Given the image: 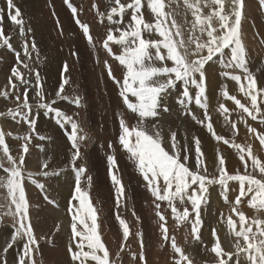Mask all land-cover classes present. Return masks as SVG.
<instances>
[{"label":"rangeland","instance_id":"rangeland-1","mask_svg":"<svg viewBox=\"0 0 264 264\" xmlns=\"http://www.w3.org/2000/svg\"><path fill=\"white\" fill-rule=\"evenodd\" d=\"M144 1L145 2L142 0L143 6L147 4V0ZM227 1L228 0H226L225 3L226 11L229 9V3ZM14 2L16 6L20 8L22 18L25 21L23 34L20 32L19 26L17 27L16 25H13L8 19L9 10L7 8L6 0H0V4H2L0 7L4 11V19H7V22L5 23L8 26L7 33L9 34H5L4 32V36L10 37L9 43L14 50L10 51L7 46L0 48V63L2 62L0 64V74L7 78L6 80H3V86L2 89L0 87V92L7 90L11 93L9 98L0 96V130H3L6 134V141L10 148V155L16 159L17 162H19L21 156L24 158V165L22 166V172L24 175L23 186L25 188L26 199L29 203V221L33 227L36 238L39 240V250L34 253L36 264H74L69 253V246L75 244L71 235V213L69 212V205L71 203H76L73 201V197L75 195L74 185L77 176L76 169L79 168L86 169L85 173L81 177V187L82 189L88 191L90 202L93 204L97 213L98 233L101 236L102 242L109 251L110 264H177V261H180V264H189V261L191 264H219V258L214 256L210 246L212 244V247L215 245L217 237L224 252H227L223 246L224 243H222L225 241L224 239L234 246V250L231 252V260H229L226 256L224 257L227 264H236L237 259H239V264H248L246 254L243 251L238 252L236 248L237 238L234 232L229 230L227 218L232 216V219L237 225V229H239V216L236 213H233V207H237L240 212L245 214V225L250 224L256 218L253 217L255 216V212L259 214L262 212L263 217L260 216V218L264 220V209L258 210V208H254L250 205L249 201L251 200V194L244 197L240 205H235V199L239 194V183L235 181H230L226 189L222 188L218 184L209 186L207 203L201 205L202 223L199 227V240L195 238V234L192 231L195 213L192 211L189 201L185 200L183 204L189 209L190 216L188 220L178 223L173 218L171 209L168 207L167 202H159L161 204L160 212L166 217V227L168 228V240L164 239L160 227L162 222L156 215L157 210L155 208V204L157 201H155V198L152 196L147 182L143 180L134 158H131V155L119 144V136L122 134L120 120L123 119L129 128H135L140 118L138 114L133 113L123 103V99L119 94V85L116 84L108 74L107 66H111L110 62L115 64V72L118 70L116 72L117 74H113V71L111 70L112 76L118 80H122L123 76L126 74L124 67L120 65L119 61L114 59V57L110 55L103 46L107 38L109 28L113 27L114 29L117 27V25L109 22L107 17L111 10H103V5L111 4L112 2L115 3V0H68V2H70L77 9L75 17L73 16L70 8L67 6L66 0H14ZM85 2L86 4L90 3L91 7L92 5L93 7H84L85 9L83 8V11L79 10V7L84 6ZM122 2L127 4L133 2V0H121V3ZM164 3L165 5L171 4V11L168 12L165 10L166 13L170 14L167 17V26L171 27L172 21L175 20L176 24L180 26L184 39L187 40L189 37L186 34L187 27H190L192 25L191 23L194 21L193 15L188 17L187 12L189 11V8L185 6L183 0H164ZM244 3L245 5L249 4V9L253 11L252 13H254L253 16H256L254 31H264V6L260 4V0H244ZM99 4H101V6H98ZM97 7H99V9ZM244 7L243 17L249 19V16H245L244 14ZM141 12L142 18L146 22V14L143 7ZM101 14L103 15L101 16ZM203 14H208L206 12V7L203 8ZM65 16L67 17L65 18ZM76 19H79L82 23L88 25L92 43L94 42V39L92 37V30L90 29H92L94 23L96 26L98 25L101 27L102 36L100 35L98 36V39L96 38L98 40H96L97 51L100 47L99 51L102 52L103 50L102 53L105 54V56L103 55L101 67L96 63L98 62L97 60H95L96 65L91 66V62L89 60V57L92 59L91 53L84 45L83 48H85L87 54L84 52V49L77 45L78 40H84L86 43H89V40L88 36H86L83 30L77 25ZM114 19H116V17H114ZM214 20L216 19L214 18L213 21ZM258 23L261 26H258ZM126 24L127 23L125 22V24L119 26L125 27ZM213 24L215 25L214 22ZM145 31L142 33L145 39H156L155 30L151 31L153 35L151 32L147 30ZM189 31H192V29H189ZM146 33H150V37L149 34L146 35ZM118 35L119 34L117 33V36ZM157 39H160V37L158 36ZM202 39L206 40L207 37L204 36ZM25 41H27L29 52L33 57V69L40 73V67L36 66L39 65V62L44 60V63H47L45 66H52L54 72L57 74V81L48 80V87L45 86V79L42 80L45 102L49 103L52 100H56V103L52 105V107L62 110L64 114L72 117L79 125L78 136L80 137L79 145L81 156L75 161V166H73L71 162L73 148L69 138L71 130L70 124L66 123L64 127H61L59 126L57 120L62 118H57L54 113H49L45 109L36 107L35 88H30L28 92L29 103L33 105L32 117L35 121V131H30L26 122L20 120L19 117H13L11 115V111L18 109L23 101V86H19L18 90H13L9 84V77L11 76L13 67L17 65L14 53L19 52L21 55L24 53L23 49ZM17 42L18 44H16ZM33 42H35L36 48L39 52L38 59L36 50L32 48ZM0 44H2V40H0ZM109 46L115 55L122 54V49H120L121 47L119 45H114V43L109 42ZM39 47L41 48L39 49ZM43 52H45L44 59L42 58L44 54ZM97 53L96 55H98ZM11 58L14 60L13 64L6 67V61ZM95 58L97 59V56ZM105 61H107V65L105 64ZM71 62L73 63L71 64ZM65 64L68 66L67 72L63 71ZM65 77L68 78L69 82L65 84L62 95L66 96L68 99H59L56 96V92L59 90V87ZM32 79L33 83H35L34 75ZM13 82L17 84L19 83L15 80ZM247 83L248 82L246 80L243 85L244 88H247ZM178 85L180 84L178 83ZM179 87L181 89V85ZM189 91L192 98L199 95L198 89L190 87ZM225 91L229 92L228 90H224L221 93V97L226 100L227 97L223 94ZM195 92L198 93H196L193 97L192 94ZM17 94L21 96V101L19 102L15 100V96ZM228 94L230 95L232 93L229 92ZM239 94L241 95H235V97L238 96L239 98L250 99V97L246 96L241 90ZM76 98H79L80 100L79 106H75L73 102ZM130 99L134 100V98L131 97ZM61 103H64L66 106H63ZM215 103L216 102L214 101H208L207 108L211 107L212 109L213 106H215ZM221 105H224V103H218V105H216L211 112L215 113L220 111L222 113L221 116H228V121H231V118L233 117L229 114L230 112L225 113L221 108ZM72 107L74 110L70 111ZM189 108L191 110V107ZM261 108L263 109L264 105ZM42 115H45L50 124V133L58 131L63 137H65V146L60 150L58 148L56 149L55 143L53 141L51 142V139L47 137L43 130L41 131L43 126L41 121V118H43ZM258 118H260L259 115ZM210 119H212V117H210ZM248 119L252 121L251 118L248 117ZM191 120V116L185 117L181 113L179 116V113L171 112L169 110L167 112H161L160 117H157L154 120L149 118L150 123L146 119L144 121V127L152 132L157 130L153 128V125H157L158 130L161 132L162 142L164 141L163 145L168 146L170 144L169 147L166 148L171 147V141L169 143L168 139L171 136V133L175 132L176 140L179 142V148H181H178L177 151L180 152L181 157L185 154V145L187 146L189 167H194L195 164V140L198 138L200 141L202 159L209 177L219 176L218 160L221 156L225 159V167L229 174H236L237 172L245 174L244 161L240 160V156L244 154L248 163L247 173L255 176L257 179L264 180V175L259 174V172L253 173V171L257 172L258 170H254L253 167H251V159L247 156V149L250 148L252 155L257 157L261 162H264V146L262 147L261 144L259 146L257 145L259 139L256 138L254 134L248 133V136L247 134H236L233 136L230 133L231 129H221L223 137L236 145H240L245 150L244 153H242L239 149L232 147L231 144H225L222 140L218 142L214 137L208 140L207 133H209V131L206 130L205 126L197 128L190 126L188 132L189 134L191 133V139L184 141V139L179 138V132H177V130L181 122L189 121L191 124ZM207 122L208 121H206V123ZM211 123L213 124L214 132L218 135V120H212ZM14 127H16V129ZM160 127H162L164 133H166L165 137ZM29 135L31 136L30 141H27L29 151L25 154L22 152L23 145L26 143L23 137ZM41 137H43V139ZM251 138H253V140ZM132 141L134 142V137L132 138ZM84 143H87L86 146ZM109 156L115 158L117 169H110L108 163ZM121 162H124L123 166ZM0 163H2L4 167L11 166L8 163L7 157L3 153L2 148H0ZM45 163L47 164V168L43 169L42 165ZM29 165H31V167ZM126 165L129 167H126ZM45 171L47 172V176L44 175ZM111 173L116 174L124 186V193L121 197V206L119 208L116 203L115 188L111 182ZM89 178L91 179L90 185L88 184ZM6 179V174L3 171H0V251H2L3 246H5L8 242L6 241V237H4V232L5 235L8 230L13 232V224L15 221L13 216L15 206L11 204L10 195L7 192ZM33 181L36 183H33ZM65 181L67 182L66 184ZM37 183L45 186L43 191L36 186ZM29 186H32L38 193V196H35V199L32 198L31 200L32 195L29 194ZM55 186L62 187L63 189L65 187L67 188L66 191H56L53 188ZM45 194L48 197L47 200L45 199ZM58 203H60L61 211L64 214L62 218L65 224L69 225L70 229V232L64 234L66 237L61 235L64 232L61 229L60 221L58 222L56 216L59 213L57 211V205H59ZM31 205L33 206L31 207ZM249 205L250 207L246 208ZM137 206L140 207L139 210H136ZM176 207L181 212L185 208L181 206ZM251 211L254 212V215L252 213L253 216H250ZM133 212L135 215H133ZM141 212L142 214L144 213L149 215L148 217L150 220L148 228L147 226L145 228L139 226L142 216ZM117 214L124 218L129 225L130 235L127 241H124L123 239L122 229L116 219ZM137 217L139 219H137ZM254 228L255 226H253V230ZM148 229L149 231L147 232ZM213 230H215V236L213 235ZM140 234H142L143 247H141ZM173 238L176 241V245L181 248L184 254L188 257L187 261L181 260L179 254L172 248L171 241ZM23 242L24 241L22 239L19 237L17 238V243L14 246V249H9L7 253V264H16V257L19 253V249L23 245ZM241 244L246 247L242 240ZM84 250L88 251L87 248ZM190 250H194V252H191ZM202 253H204L205 256L203 254L201 258L200 256ZM2 255H4V253L0 252V257ZM86 264H94V262L89 260Z\"/></svg>","mask_w":264,"mask_h":264},{"label":"snow or ice","instance_id":"snow-or-ice-1","mask_svg":"<svg viewBox=\"0 0 264 264\" xmlns=\"http://www.w3.org/2000/svg\"><path fill=\"white\" fill-rule=\"evenodd\" d=\"M183 2L187 8L192 9L194 17L192 30H196L197 26H199V35H196L193 31V34L185 40L180 26L176 24L175 20L172 21L171 27H168L167 17L170 14L164 10V0H147L148 7L156 17L155 25L143 20L141 12L143 7L142 0H133V2L127 4L121 3V0H115L116 6L111 7L107 18L111 24H115L117 27L114 29L109 28L103 45L108 53L118 60L120 65L126 70V74L121 81L112 76L111 66H107L110 78L120 87L119 94L123 99V103L133 113L138 114L140 118L135 128H129L123 119L120 120L122 134L119 136V144L134 158L143 180L147 182L152 196L157 201L155 204L156 215L162 222L160 227L165 240H168V228L166 227V217L160 212L161 204L159 202H167L173 218L177 222H181L188 220L190 212L187 207L181 212L176 207V201L178 200L181 204L185 200L189 201L192 211L195 213L192 231L195 234V238L199 240V227L202 223L201 205L207 203L210 185L218 184L226 189L230 181L238 182L239 194L235 199V205H240L242 199L251 194L250 205L258 208V210L264 209V180L257 179L247 173L248 163L244 154L240 156V160L244 161L245 174H240L239 172L229 174L225 167V159L221 156L218 160L219 176L209 177L202 159L198 138L195 140V164L194 167H189L187 146L185 145V154L181 157L180 152L177 151L179 142L176 140L175 132L171 133V147L166 148L163 145L161 132L158 130L157 125H153V128L157 130L152 132L144 127L146 119L151 118L154 120L160 116L161 112L169 111L168 106L163 103L164 96L169 89H174L179 83L181 85V96L177 98V102L183 106L185 114L191 115L192 119L198 124L204 125L214 136L215 140H222L225 144H231L232 147L244 153L245 150L240 145L216 135L207 111L204 114L205 118L200 119L189 108V103L193 99L189 91L190 87H195L199 91V95L195 97V104L201 108H207L204 102L206 94L205 66L215 57L224 56L225 50L229 52L225 67H235L246 74L247 88L241 85V91L250 97L251 107L241 103L235 96H230L227 91L223 93L224 96L233 100L238 108L247 113L253 121H256L259 115V123L264 125V109L257 103L256 80L248 70L247 52L242 42L241 21L243 18L244 0H228L229 9L227 11L225 9L226 0H183ZM6 3L9 10L8 19L13 25L19 26L20 32L23 34L25 21L22 18L20 8L16 6L14 0H6ZM66 3L75 17L77 9L68 0H66ZM260 4L264 6V0H260ZM204 7L211 9L209 14H203ZM126 9L132 10L130 22L125 27H120L119 25L125 24L124 13ZM117 16L119 19H114ZM214 18L218 22L216 25L213 24ZM3 19L4 11L0 9V40H2L0 47L7 46L10 51H14L9 43L10 37L4 36ZM76 23L84 34L88 36L89 43H91L92 38L89 35L88 25L82 23L79 19H76ZM153 28L160 39H145L142 35L143 31L151 32ZM172 29H175V31L173 32ZM117 33L119 34L118 36ZM204 36L207 37L206 40L202 39ZM109 42L119 45L122 49V54L115 55L109 46ZM192 45H194V48ZM32 48L36 50L38 59L39 52L35 42L32 43ZM23 52L25 59H21L19 52L14 53L17 65L13 67L9 77V84L13 90H18L19 86H23V101L18 109L11 111V115L19 117L20 120L26 122L30 131H35V121L32 117L33 105L29 103L28 98L30 88H35L36 107L45 109L49 113H54L57 118H62L57 120L59 126L64 127L66 123L70 124L69 138L73 148L71 162L75 166V161L81 156L80 137L78 136L79 125L72 117L64 114L62 110L52 107L56 100H52L49 103L45 102L42 78L39 72L35 71L31 65L32 54L29 52L27 41H25ZM169 61L171 66L167 63ZM105 64L107 65V61H105ZM63 71H68L67 64L64 65ZM33 75L35 83H33ZM224 75L230 76L237 83L241 81L240 75H231L228 72H225ZM14 80L19 83H14ZM68 82V78L65 77L56 92L57 98L68 99L62 95L64 86ZM260 91H264V89ZM10 95L11 93L7 90L0 92V96L4 98H8ZM130 97L134 98V100L130 99ZM15 100L17 102L21 101V96L17 94ZM73 102L75 106L80 105L79 98L74 99ZM221 108L225 113L228 112L224 105H221ZM225 119H227V116H225ZM205 121L208 122L205 123ZM246 126L249 133L254 134L259 139L260 144L264 146V132H258L256 128L247 124ZM232 128L236 129L235 123L232 124ZM133 137L134 142L132 141ZM41 138L43 139V137ZM23 139L26 143L23 145L22 152L26 154L29 151L27 141H30L31 136H25ZM0 148H2L8 163L11 165L10 167H4L0 163V171L6 174L7 192L10 195L11 204L15 206L13 234L2 249L4 255L0 257V264H7V253L9 249H14L18 237L24 242L16 257V264H36L34 253L39 250V240L36 238L29 221V203L23 186L24 175L22 166L24 165V158L21 156L19 162H17L10 155V148L3 130H0ZM247 156L251 159L253 169H258L260 174L264 175V162L253 156L250 148L247 149ZM108 163L110 169H117L114 157L109 156ZM42 168L46 169L47 164H43ZM85 171L86 169L83 168L76 169L75 195L73 197V201L76 203L69 205L71 235L75 244L69 246V253L74 264H86L89 260L94 262V264H110L109 251L98 233L97 213L90 202L88 191L81 187V177ZM44 175L47 176L46 171ZM111 182L115 188L116 203L119 208L121 206V197L124 193V186L120 178L114 173H111ZM33 183L36 182L33 181ZM88 184H91L90 178L88 179ZM36 186L42 191L45 187L43 184L38 183ZM45 199H48L46 194ZM232 211L239 216L240 228L237 229L232 216L227 218V225L237 238L236 248L238 252L243 251L246 254L248 264H264V220H253L250 224L245 225V214L240 212L237 207H233ZM133 215H135L134 212ZM116 219L122 229L123 239L127 241L130 235L129 225L119 214H117ZM137 219L139 218L137 217ZM253 226H255V231ZM140 235L141 247H143L142 234ZM213 235L215 236V230H213ZM241 240L246 247L241 244ZM171 246L179 254L181 260H188L183 250L176 245L174 238L171 241ZM85 248L88 251H85ZM211 251L219 258V264H227L224 259L225 256L231 260L232 253L222 250L218 237ZM177 264H180V261H177ZM189 264H191L190 261ZM236 264H239V259H237Z\"/></svg>","mask_w":264,"mask_h":264},{"label":"bare ground","instance_id":"bare-ground-1","mask_svg":"<svg viewBox=\"0 0 264 264\" xmlns=\"http://www.w3.org/2000/svg\"><path fill=\"white\" fill-rule=\"evenodd\" d=\"M124 1V0H123ZM251 1V0H250ZM143 2H145L143 0ZM228 2V1H227ZM247 2V1H245ZM75 3V2H74ZM94 3V2H93ZM123 3V2H122ZM127 3V2H126ZM253 3V2H252ZM80 4V3H79ZM125 4V2H124ZM178 4V3H177ZM228 4V3H227ZM255 4V3H254ZM2 4H0L1 6ZM33 5H36V4H33ZM75 5V4H74ZM84 5V4H83ZM95 5V4H94ZM32 6V5H31ZM55 6V5H54ZM97 6V5H96ZM98 6H101V4H99ZM104 9L105 11H110L111 10V7H114L116 6L114 2H112L111 4H104ZM186 6V5H185ZM228 6V5H227ZM244 14L245 16H249V19L243 17L242 18V21H241V34H242V42L245 46V49H246V52H247V67H248V70L252 73V75L254 76L255 80H256V92L258 93L257 95V103L259 106H263L264 105V91H260L261 89H264V31L263 30H258L257 32L254 31V26H255V17L256 16H253L254 13H252L253 11H251L249 9V4H246L244 3ZM37 7V6H36ZM35 7V9H36ZM58 7V6H57ZM92 8L91 7V4H86L85 2V5L84 6H81L79 7V10H82L83 11V8ZM252 7V6H251ZM84 8V9H85ZM96 8V7H95ZM99 9V7H97ZM101 8V7H100ZM182 8V6H181ZM1 9V7H0ZM143 9H144V12L146 14V22L147 23H151V24H154L156 23V17L155 15L151 12L150 8L148 7V3L146 5L143 6ZM252 9V8H251ZM34 10V9H33ZM90 10V9H89ZM88 10V11H89ZM95 10V9H94ZM101 10V9H100ZM166 11H171V4H166L165 5V9ZM259 10V8H258ZM92 11V10H91ZM211 11L210 8L206 7V12L209 14ZM98 12V11H97ZM187 12V11H186ZM79 13H82V12H79ZM78 13V14H79ZM131 14H132V10L131 9H126L125 10V13H124V21L126 23H129L130 22V17H131ZM188 14V17H191L192 15V9H189V11L187 12ZM81 15V14H79ZM90 15V14H89ZM29 16V15H28ZM41 16V15H40ZM38 17V16H37ZM59 17V16H58ZM67 16H65L66 18ZM69 17V15H68ZM82 17V16H81ZM29 18V17H28ZM97 19V18H96ZM116 19H119V17L117 16ZM64 20V19H63ZM71 20V19H70ZM186 21V20H185ZM7 22V19H4V21L2 22V27H3V32H5V34H8L7 33V30H8V26L6 25ZM190 22V21H189ZM216 25V23H218L216 20L213 21ZM191 23V22H190ZM10 24V23H9ZM65 24V22H64ZM97 24V23H96ZM192 24V23H191ZM62 25V24H61ZM95 25V23H94ZM94 25L92 26V37L94 39V42L92 44L90 43H86L84 40L83 41H80L78 40L77 41V45H79L82 49H84V52L86 53L85 51V48L91 53L92 55V59L91 57H89V60L91 62V66H95L96 63L101 67L102 65V59H103V55L105 56V54H103V50L102 52L99 51L100 50V47L98 48L99 50L97 51V39H98V36H100L102 34L101 32V27L100 26H96L94 27ZM91 26V25H90ZM184 26V25H183ZM258 26H261L259 23H258ZM18 27V26H17ZM13 28V27H12ZM69 28V27H68ZM109 28V27H108ZM113 28V27H112ZM185 28V27H184ZM189 29H192V25L190 27H187V35L190 36L193 34V31L195 32L196 35H199V26H197V29L196 30H192V31H189ZM51 30V29H50ZM155 29H153L152 31H154ZM175 31V29H173ZM190 33H189V32ZM9 32V31H8ZM146 32V31H145ZM144 32V33H145ZM10 33V32H9ZM33 34V33H31ZM50 34V33H49ZM149 34V37L150 35L153 33L151 32L150 33H146V35ZM9 35V34H8ZM47 35V34H46ZM60 36V35H59ZM69 36V35H68ZM102 36V35H101ZM155 36H156V39L158 37V33L156 32L155 33ZM26 37V36H25ZM30 37V36H29ZM45 37V36H44ZM148 37V36H147ZM187 37V36H186ZM206 37V36H205ZM42 38V37H41ZM49 38V37H48ZM97 38V39H96ZM46 39V38H45ZM101 39V38H100ZM155 39V40H156ZM42 40V39H41ZM44 40V39H43ZM49 40V39H48ZM97 40V41H96ZM16 42V41H15ZM20 43V42H19ZM45 43V42H44ZM99 43V42H98ZM18 44V42L16 43ZM41 44V43H40ZM64 44V43H63ZM66 44V43H65ZM100 44V43H99ZM102 44V43H101ZM83 45L85 46V48H83ZM115 45V44H114ZM51 46V45H50ZM44 47V46H42ZM114 47V46H113ZM192 47L194 48V45H192ZM0 48H3V47H0ZM41 47H39L40 49ZM45 49V48H44ZM121 49V48H120ZM59 50V49H58ZM73 50V49H72ZM253 50V51H252ZM263 50V51H261ZM44 51V50H43ZM46 51H47V48H46ZM45 51V52H46ZM261 51V52H260ZM45 52H43V56L42 58L44 59V55H45ZM51 52V51H50ZM98 52V53H97ZM61 53V52H60ZM89 53V54H90ZM96 53L98 55H96ZM87 54V53H86ZM55 55V54H54ZM2 56V55H1ZM97 56V59L95 58ZM56 58V57H55ZM59 58V57H58ZM68 58V57H67ZM105 58V57H104ZM229 58V52L228 51H225V55L224 56H218V57H215L212 61H210L206 66H205V75H206V94H205V97H204V101L207 105V102L208 101H214L216 102L215 103V106L218 105V103L220 104H223L224 103V106L228 109V112H230L229 114H231V116L233 118H231L232 120L231 121H228V119H225V117L221 116L222 113L220 111H217V112H211L213 111V108L215 106H213V108L211 109V107L209 108H201L200 106H197L195 104V98L192 99V101L189 103V107H191V110L192 112L197 116L199 117L200 119H204L205 118V111H207L208 113V116L212 117V119H210V122L212 120H215L217 119L218 120V124H219V134L223 137V134L221 132V129H231L230 130V133L231 135H236V134H243V135H246L248 136V127L246 126V124L248 126H251L253 128H256L258 132H264V125L262 126V124H260L258 122V119L256 121H250L248 119V115L247 113H244L241 109L239 110L238 109V106L234 103L233 100H230V99H224L223 97H221V93L224 91V90H228L229 92H231L232 94H230V96H235V95H241L239 94L240 90H241V85H244L246 79H245V73L238 69V68H227L225 67V64L227 62V59ZM21 59H25L24 57V53H22L21 55ZM33 59V57H32ZM42 59V60H43ZM73 59V58H72ZM71 59V60H72ZM7 60V59H6ZM88 60V59H87ZM95 60H97L98 62L95 63ZM47 61V60H46ZM73 61V60H72ZM75 61V60H74ZM14 60L13 58L11 59H8L5 63L6 67L7 66H11L13 64ZM43 62V63H42ZM45 61H41L39 62V65H37L36 67H40L41 69V72L39 73L42 80H44V83H45V86L48 87L49 86V81H57V74L54 72V69L51 67H48V66H45V64L47 63H44ZM61 62V61H60ZM2 63V62H1ZM0 63V64H1ZM73 62H71L72 64ZM75 63V62H74ZM111 63V70L113 71V74L116 73L115 72V64L113 62H110ZM169 66H171V62H167ZM263 63V64H262ZM31 65L33 67V62L31 60ZM72 66V65H71ZM119 67V65H118ZM26 72V70H24ZM225 72H228L230 73L231 75H240L241 76V81L240 83H237L235 81H233L230 76H225L224 73ZM117 74V73H116ZM197 78H199L197 76ZM6 80L7 78H5L2 74H0V87L2 89V86H3V80ZM49 80V81H48ZM122 81V80H121ZM6 83V82H5ZM180 85H176V87L174 89H169L168 93L164 96V99H163V103L166 104L167 106H169V110L171 112H177L179 113V116H180V113L183 114L185 117H190L191 115H188V114H185L184 112V109H183V106L178 104L177 102V98L181 96V89L179 87ZM120 88V87H119ZM193 89H196L195 87H192ZM228 92V93H229ZM198 93V92H195L193 93V97L195 96V94ZM238 93V94H237ZM9 98V97H8ZM182 98V97H181ZM236 99H239L241 101V103L245 104L246 106H249L251 107V100L248 99V98H239L238 96L236 97ZM6 101V100H5ZM4 101V102H5ZM2 103V102H1ZM11 103V102H10ZM63 106H66L64 103H61ZM10 105V104H9ZM219 109V108H218ZM264 109V108H263ZM74 108L72 107V109H70V111H73ZM220 110V109H219ZM4 111V110H3ZM2 111V112H3ZM6 112V111H5ZM220 112V113H219ZM228 114V115H229ZM234 114V115H233ZM136 115V114H135ZM225 115V113H224ZM43 116V115H42ZM165 116V115H164ZM160 117V116H159ZM228 117V116H227ZM230 117V115H229ZM250 118V117H249ZM9 119V118H8ZM139 119V118H138ZM148 122L150 123L149 119H147ZM41 121L43 123V126H42V129L41 131L43 130L45 132V134L47 135V137L49 139H51V142L53 141L55 143V147L56 149L58 148L59 150L65 146V143H66V140H65V137H63L60 132L56 131L54 133H50V124L49 122L47 121L45 115L43 116V118H41ZM215 122V121H214ZM213 122V123H214ZM206 123V121H205ZM235 123L236 124V129H233L232 128V124ZM8 124V123H7ZM10 124V122H9ZM189 121H185V122H181L179 127H178V130L177 132H179V138L181 139H184L185 140H190L191 139V133L189 134L188 130L190 129V126H192L193 128H197V127H200V126H204V125H201V124H198L195 120H191V124L189 125ZM215 124V123H214ZM150 125V124H149ZM189 125V126H188ZM217 125V124H216ZM215 125V126H216ZM11 126V125H10ZM16 126V125H15ZM16 129V127H14ZM151 128V127H149ZM163 131V134H164V137L166 136V133H164V130L162 127H160ZM206 128V127H205ZM12 130V129H11ZM172 130V129H171ZM207 130V128H206ZM216 130V129H215ZM13 131V130H12ZM11 131V132H12ZM16 131V130H15ZM196 131V130H194ZM191 132V131H190ZM206 133V132H205ZM218 133V131H217ZM201 134V133H200ZM218 134V135H219ZM219 135V136H220ZM50 136V137H49ZM171 137V136H170ZM170 137H169V143H170ZM207 137H208V140L212 139L214 136L209 132L207 133ZM250 137V136H249ZM248 137V138H249ZM252 137V136H251ZM255 137V136H254ZM257 138V137H256ZM255 138V139H256ZM167 139V138H166ZM178 139V138H177ZM253 140V138H251ZM250 139V140H251ZM251 140V141H252ZM257 140V139H256ZM166 141V142H167ZM255 141V140H254ZM164 142V141H163ZM165 142V143H166ZM219 142V141H218ZM182 143V142H181ZM87 144V143H86ZM86 144L84 143V145L86 146ZM90 144V143H89ZM170 145V144H169ZM168 146H165V147H169ZM257 145L259 146L260 143L257 142ZM184 147V146H183ZM263 147V146H262ZM83 148V147H82ZM181 149V148H179ZM56 151V150H55ZM64 151V150H63ZM69 151V150H68ZM70 152V151H69ZM104 152V151H103ZM68 154V153H67ZM66 154V155H67ZM69 155V154H68ZM71 155V154H70ZM121 156V155H120ZM124 156V155H123ZM84 157V156H83ZM82 158V157H81ZM105 158V156H104ZM123 158V157H122ZM132 158V157H131ZM83 159V158H82ZM85 159V158H84ZM130 159V158H129ZM121 160V159H120ZM85 161V160H84ZM135 161V160H134ZM122 166L124 164V162L122 163ZM252 165V164H251ZM31 167V165H29ZM128 165H126L127 167ZM29 167V168H30ZM129 167V166H128ZM132 167V165H131ZM252 167V166H251ZM33 168V167H32ZM122 169V168H120ZM123 170V169H122ZM125 170V169H124ZM258 170V169H257ZM258 173L259 170L256 172V171H253V173ZM260 174V172H259ZM258 174V176H259ZM256 175V174H255ZM64 177V176H63ZM136 177V176H135ZM260 177V176H259ZM64 179V178H63ZM68 179V178H67ZM135 179V178H134ZM66 180V179H65ZM138 180V179H137ZM63 181V180H62ZM136 181V180H135ZM60 182V181H59ZM67 182L65 181V184ZM56 191L57 190H63V191H66V188L65 187L64 189L62 187H59V186H55L53 187ZM68 188H71V187H68ZM29 194L32 195L31 197V200L32 198L35 199V196H38L37 192L35 191V189L32 187V186H29ZM89 190V189H88ZM28 191V190H27ZM28 193V192H27ZM55 193V191H54ZM59 193V192H58ZM56 194V193H55ZM54 194V195H55ZM214 195V194H213ZM41 199V198H40ZM65 200V199H64ZM32 204V203H31ZM59 205H57V211L59 213L56 215L57 216V220L58 222L60 221V227L61 229L63 230V234H61L62 236L64 234H67L68 232H70V229H69V225H66L64 220H63V216L64 214L62 213L61 211V205L60 203H58ZM33 205H31L32 207ZM176 206H181V207H185L184 204H181L178 200L176 201ZM250 205L246 208H249ZM140 207L137 206L136 210H139ZM251 210V209H250ZM254 215V212L251 211V214L250 216H253ZM255 212V216H253L255 219L254 220H263L262 218H260V216H262V212L257 213ZM141 222L139 223V226L145 228L147 226V228L149 227V215L148 214H142L141 212ZM252 217V218H253ZM263 217V216H262ZM178 223V222H177ZM192 223V222H191ZM185 225V224H184ZM5 228V227H4ZM151 229V228H150ZM256 229L254 228V231ZM149 231V229L147 230V232ZM1 232V231H0ZM13 232L12 231H9L7 232V234L5 235V232H4V237H6V241H9L11 236H12ZM148 234V233H147ZM230 235V234H229ZM64 237H66V235H64ZM118 237V236H117ZM225 241L222 242L224 243L223 246L224 248L226 249V251L228 253H231L233 252L234 250V246L231 245L226 239H224ZM73 245V244H72ZM213 245V244H212ZM212 245L211 248H212ZM209 246V245H208ZM209 246V248H210ZM18 247V246H16ZM4 248V246H3ZM49 248V247H48ZM208 248V249H209ZM16 249V248H15ZM50 249V248H49ZM207 249V248H206ZM201 250H204V249H201ZM191 252H194V250H190ZM210 251V250H209ZM1 253H3V251H0ZM17 252H18V249H17ZM204 252V251H203ZM201 253V252H200ZM204 253L201 254V258H202V255ZM206 254H207V250H206ZM209 254V253H208ZM8 255V254H7ZM3 256V255H2ZM1 256V257H2ZM205 256V254H204ZM215 256V254H214ZM216 257V256H215ZM14 258V257H13ZM200 259V258H199ZM204 260V258H203ZM246 260V259H245ZM242 261V260H241ZM240 261V262H241ZM243 262V261H242ZM247 262V261H246ZM172 263V262H171ZM233 263V262H232ZM242 264V263H241ZM244 264V263H243Z\"/></svg>","mask_w":264,"mask_h":264}]
</instances>
